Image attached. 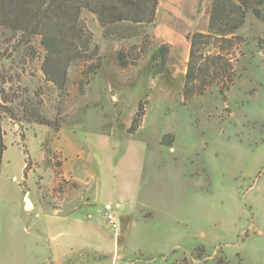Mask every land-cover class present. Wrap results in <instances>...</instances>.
<instances>
[{
  "label": "rangeland",
  "instance_id": "rangeland-1",
  "mask_svg": "<svg viewBox=\"0 0 264 264\" xmlns=\"http://www.w3.org/2000/svg\"><path fill=\"white\" fill-rule=\"evenodd\" d=\"M211 3L159 0L154 25L121 40L105 38L96 18L83 13L88 47L84 59L71 61L61 91L45 80L39 37L30 60L0 31V89L15 96L3 106L16 118L2 120L0 264H31L25 250L31 232L15 216L25 198L36 210L87 200L85 212L93 215L87 221L102 230L103 206L115 207L119 197L139 216L128 234L136 258L186 242L209 264H219L222 253L229 254L225 264H264V23L248 16L226 37L230 42L211 41L204 53L210 60L225 55L231 74L200 76L195 85L204 93L189 101L183 96L188 41L170 45L154 34L156 20L184 37L206 34ZM161 44L171 49L155 75L150 57ZM28 101L56 130L23 114ZM139 103L142 124L130 129Z\"/></svg>",
  "mask_w": 264,
  "mask_h": 264
},
{
  "label": "trees",
  "instance_id": "trees-1",
  "mask_svg": "<svg viewBox=\"0 0 264 264\" xmlns=\"http://www.w3.org/2000/svg\"><path fill=\"white\" fill-rule=\"evenodd\" d=\"M158 3L159 0H0V31L9 33L15 40L13 48L16 51L23 49L30 60L36 55L31 42L33 38L39 37L45 53L42 64L45 80L61 91L71 61L84 59L82 53L88 47L81 21L83 13L96 18L105 38L121 40L133 37L136 27L153 26ZM248 16L264 23V0H212L206 34L193 33L186 36L190 47L183 89L186 101L204 93V88L195 85L200 76H209L212 71L211 77L224 79L231 74V66L225 55L219 53L210 60V55L205 54L204 50L211 45L212 40L230 42L231 39L226 37L236 34ZM170 49L169 45L161 44L153 51L150 58L155 75L163 72ZM70 52L76 54L66 58L65 55L70 56ZM117 60L120 67L127 65L121 52L117 53ZM206 61H210L211 66H207ZM200 62V68L196 69ZM218 92L221 94L223 91L219 89ZM14 99V94H10L9 90L5 92L3 88L0 89V167L5 151L3 115L16 119L13 110L4 108L3 104H11ZM22 107L23 114L28 115L29 120L57 128V123L40 118L29 101L22 103ZM143 117V108L139 103L130 129H138ZM167 137L172 139L171 135ZM164 143L170 146V142Z\"/></svg>",
  "mask_w": 264,
  "mask_h": 264
},
{
  "label": "crops",
  "instance_id": "crops-1",
  "mask_svg": "<svg viewBox=\"0 0 264 264\" xmlns=\"http://www.w3.org/2000/svg\"><path fill=\"white\" fill-rule=\"evenodd\" d=\"M158 13L159 7L157 17ZM157 22L158 20L154 34L158 39H163L170 45L185 42L184 35L175 33L172 27L159 25ZM204 24L206 29L207 18L204 19ZM205 29L199 31L204 32ZM174 40L176 42H173ZM29 202L31 210L25 208L23 201V206L20 207L21 213L15 216L23 228L27 227L31 232L29 233L31 239L29 238L25 249L31 264H209V258L201 257L199 253L195 256L196 246L186 242L182 244L168 242L163 251L136 258L134 249L128 244V234L132 220H137L139 216L135 214L136 208L130 206L125 198L119 197L114 207L115 212L121 214L118 233L109 231L101 216L102 230L96 229L87 221L93 217L85 212V208L89 205L87 200L77 202L74 198L72 202L68 199L56 210L41 208L36 210L34 202L32 200ZM170 232L172 236L176 233V231ZM256 234L263 233L258 230ZM199 249L200 246H197V250ZM228 256L229 254L222 253L218 263L225 264L229 259Z\"/></svg>",
  "mask_w": 264,
  "mask_h": 264
},
{
  "label": "built area",
  "instance_id": "built-area-1",
  "mask_svg": "<svg viewBox=\"0 0 264 264\" xmlns=\"http://www.w3.org/2000/svg\"><path fill=\"white\" fill-rule=\"evenodd\" d=\"M101 214L106 228L113 233H118L120 230V220L114 207L110 203H106L101 210Z\"/></svg>",
  "mask_w": 264,
  "mask_h": 264
},
{
  "label": "water",
  "instance_id": "water-1",
  "mask_svg": "<svg viewBox=\"0 0 264 264\" xmlns=\"http://www.w3.org/2000/svg\"><path fill=\"white\" fill-rule=\"evenodd\" d=\"M25 208L28 210L30 208V202L25 198Z\"/></svg>",
  "mask_w": 264,
  "mask_h": 264
}]
</instances>
